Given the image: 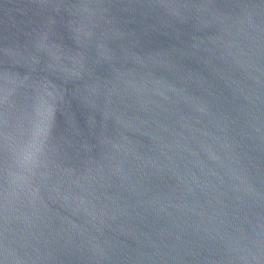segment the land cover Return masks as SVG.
I'll list each match as a JSON object with an SVG mask.
<instances>
[{"label": "water", "instance_id": "obj_1", "mask_svg": "<svg viewBox=\"0 0 264 264\" xmlns=\"http://www.w3.org/2000/svg\"><path fill=\"white\" fill-rule=\"evenodd\" d=\"M0 264H264V0H0Z\"/></svg>", "mask_w": 264, "mask_h": 264}]
</instances>
